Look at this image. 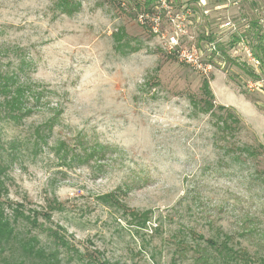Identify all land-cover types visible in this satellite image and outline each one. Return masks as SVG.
Returning <instances> with one entry per match:
<instances>
[{
  "label": "rangeland",
  "instance_id": "rangeland-1",
  "mask_svg": "<svg viewBox=\"0 0 264 264\" xmlns=\"http://www.w3.org/2000/svg\"><path fill=\"white\" fill-rule=\"evenodd\" d=\"M145 3L0 0V72H16L38 93L19 125L0 122V137L25 142L59 113L47 147L33 154L32 141L25 144L2 199L38 211L56 207L49 222L39 221L72 247L60 264H86L78 256L97 264H194L193 243H205L188 239L194 248L182 255L177 240L186 231L228 234L259 264L264 81L248 84L264 80V0ZM258 45L263 62L254 64L248 53ZM180 49L193 51L197 64L180 60ZM203 78L214 96L208 111L200 103ZM218 105L241 118L233 136L219 130L225 112ZM78 136L101 151L88 162H59L53 147L76 145ZM108 193L119 205L104 203ZM128 210L150 211L145 229ZM21 258L15 253L8 264Z\"/></svg>",
  "mask_w": 264,
  "mask_h": 264
},
{
  "label": "trees",
  "instance_id": "trees-1",
  "mask_svg": "<svg viewBox=\"0 0 264 264\" xmlns=\"http://www.w3.org/2000/svg\"><path fill=\"white\" fill-rule=\"evenodd\" d=\"M154 1L156 0H146L145 5L149 6ZM253 25L256 23L254 22ZM258 49H260L259 45L254 47L252 54L257 61L263 62L259 53L256 52ZM251 74L254 75L255 73ZM254 76L257 77V75ZM200 90V103L205 107L203 110L208 111L213 106L214 96L206 78L201 80ZM37 95L38 93L34 92L31 86L21 82L16 72H0V122H12L19 125L29 116L30 110L36 106L35 104L31 105L30 98L35 97L37 99ZM216 108L225 112V114L217 117V123L223 125L222 128L219 127L221 132L230 133L233 136L241 130V118L232 107L218 105ZM58 119L59 113L56 112L44 124L34 128L31 133L32 136L25 142L17 139L6 142L0 137V264H8V258L13 259L15 253H20L22 258L14 264H60L62 260L60 253L62 251H64L62 253H68L72 248L59 230L45 226V223L50 220L51 209L56 207L38 211L26 208L22 202H10L2 199L7 194L5 181L8 179V171L15 162L23 157L25 144L32 141L31 151L33 154L41 148L42 144L47 147L49 133L52 132ZM215 126L218 128V124ZM75 143L76 145H70L66 141H59L53 147V152L59 162L66 163L75 159L83 160L80 162H88L96 156V153L101 151L97 146H85L83 139L79 136L75 139ZM77 146H82L83 154L76 153ZM250 155H258V151L250 150ZM117 198L115 193H108L103 196L104 203L112 205H119ZM128 212L131 213L130 217L138 229L146 228L150 211L133 212L128 210ZM39 215L42 216L45 223L39 221ZM37 229L40 233L45 234L48 243L43 244L41 242L39 233L35 232ZM182 233L183 237L177 240L178 250L183 255L185 250L188 251L189 248H194L196 245L195 252L198 255L194 257V264H254L255 262V259L245 249H235L231 243L232 237L223 232H218L208 238L203 235H196L191 231ZM188 239L194 241L200 239L204 241L205 246L200 248L197 243L188 246ZM75 253L78 255L77 250ZM78 258L84 260L86 264H97L95 261L93 262V259H85V257L83 259L82 256H78ZM258 263L264 264V259H258Z\"/></svg>",
  "mask_w": 264,
  "mask_h": 264
},
{
  "label": "built area",
  "instance_id": "built-area-1",
  "mask_svg": "<svg viewBox=\"0 0 264 264\" xmlns=\"http://www.w3.org/2000/svg\"><path fill=\"white\" fill-rule=\"evenodd\" d=\"M160 1L162 3H165L168 0H160ZM138 19H139V22H141L142 24L147 23V17L144 16L143 14H140L138 16ZM151 20L152 21H155L154 23H155V26H156L157 21H158V17L155 20H153L151 18ZM155 26L153 27V30H154V32H157V29L155 28ZM170 41H171V44H174L173 45V48H175V46L177 45V42L175 43V40H174L173 37L171 38ZM176 52L178 53V57H179L180 60L185 61V62H187V63H189L191 65L192 64H197V59H195V56H194L195 53L193 51L187 50V49H180V50H177ZM248 55L251 57V61L254 64H257L258 63V61L254 58V56H251V53H248ZM261 81H264V80L261 79L259 82L255 81V83H253V84L249 83L248 86L249 87H253V86L260 85V82Z\"/></svg>",
  "mask_w": 264,
  "mask_h": 264
}]
</instances>
